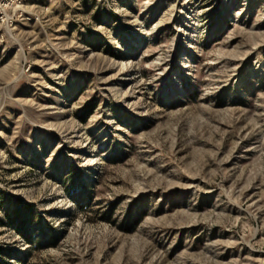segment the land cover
Returning a JSON list of instances; mask_svg holds the SVG:
<instances>
[{
	"label": "rangeland",
	"instance_id": "obj_1",
	"mask_svg": "<svg viewBox=\"0 0 264 264\" xmlns=\"http://www.w3.org/2000/svg\"><path fill=\"white\" fill-rule=\"evenodd\" d=\"M0 264H264V0H0Z\"/></svg>",
	"mask_w": 264,
	"mask_h": 264
}]
</instances>
